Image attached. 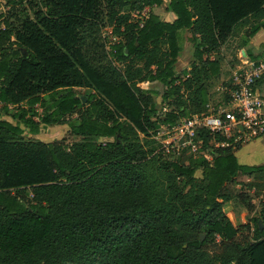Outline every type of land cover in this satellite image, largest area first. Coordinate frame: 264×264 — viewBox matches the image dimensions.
I'll return each instance as SVG.
<instances>
[{
    "label": "trees",
    "instance_id": "1",
    "mask_svg": "<svg viewBox=\"0 0 264 264\" xmlns=\"http://www.w3.org/2000/svg\"><path fill=\"white\" fill-rule=\"evenodd\" d=\"M162 4L39 0L34 18L2 20L0 264H264V199L242 227L224 211L232 200L254 209L264 166L241 164V145L200 127L212 159L190 147L170 159L153 138L208 110L222 47L241 25L253 24L250 37L264 29V0H170L174 21L153 11ZM105 27L119 38L110 47ZM188 33L194 60L182 74ZM72 115L71 145L25 137Z\"/></svg>",
    "mask_w": 264,
    "mask_h": 264
},
{
    "label": "rangeland",
    "instance_id": "2",
    "mask_svg": "<svg viewBox=\"0 0 264 264\" xmlns=\"http://www.w3.org/2000/svg\"><path fill=\"white\" fill-rule=\"evenodd\" d=\"M8 2L9 5H11V13L13 14L16 12L17 14H14V17L12 16L10 18L11 21L15 22V24H20V20L23 19L24 16H30L34 18L35 10L38 8L35 4L39 0H21L19 4H16L14 7V4L9 2V0H5ZM168 0H163V4L161 6L154 7L153 11L155 13H160L162 16L165 12V3ZM16 15V17H15ZM0 27H3V24L0 22ZM103 37L106 40V42L111 44L112 42L117 41V37L112 33L111 27H105L103 29ZM110 47V46H109ZM221 53L224 57L223 61V68L222 74L218 79H215L212 82L211 87V99H210V105L212 108H218L221 105H226L227 95L221 90V85L225 83L226 81L230 80L232 78V75L234 71L238 68L239 65H241L240 61V46L237 43L235 39H231L226 45H224L221 49ZM260 58V57H259ZM262 58V57H261ZM194 60V47L190 42H185V45L183 46V52H182V59L177 64L179 68V72L183 74L184 70H187V67L193 62ZM144 89H150L155 92L162 91L163 88L161 84L159 83H150L146 82L144 85L142 84ZM76 94L79 96H84L85 101L87 102L88 99H86V96L89 91L85 88H77L75 89ZM12 108V107H11ZM17 108V107H16ZM21 108H28V103H23L21 105ZM36 108L42 112V108L38 105ZM16 111L15 109H13ZM2 118H5L11 122H15V120L11 116L2 115ZM77 115L69 116V119L59 125H48V126H41V130L38 134H30L25 133L26 138H37L41 139L46 142H62L64 144L71 145L75 141L79 140V137L75 136L70 129V121H72ZM179 123L174 125L175 127H167V124H161L159 125L157 129V133L154 135V140H156L155 147L157 150H164V156L169 157L170 159H176L178 157L179 150H182L181 142L183 140L182 138V131L179 128ZM179 128V129H178ZM249 141H240L239 144L244 145L248 143ZM199 144L198 149L195 153L196 156L200 155H206L207 158L212 159L211 155L207 153L204 150H201V144L197 141ZM216 145L215 142H212ZM217 146V145H216ZM234 149H236V145H234ZM257 183L260 188H254L251 189L249 192L254 196L253 199V206L254 209L252 210L250 207L243 205L238 200H232L229 202H226L224 204V211L227 214V216L232 220L233 224L236 227H242L246 224L251 223V218L255 215H257L256 210L259 207L260 202L264 199V178H258ZM253 224V223H252ZM241 238L243 236L247 238L253 237L252 230L248 232V229H242L241 230ZM210 250L216 251L218 250V247L212 246L210 247Z\"/></svg>",
    "mask_w": 264,
    "mask_h": 264
},
{
    "label": "built area",
    "instance_id": "3",
    "mask_svg": "<svg viewBox=\"0 0 264 264\" xmlns=\"http://www.w3.org/2000/svg\"><path fill=\"white\" fill-rule=\"evenodd\" d=\"M10 12L11 5L0 0V22ZM240 61L241 65L234 71L232 78L221 85V90L229 95L226 105L212 108L209 104L206 112L182 118L177 122L182 131V149L190 147L196 153L199 144L195 138L199 127L213 136L233 139L234 143L255 140L264 135V93L258 88L264 82V59L255 61L241 55ZM144 83L146 82L140 83L141 88H144ZM167 111L168 107L164 106L162 112ZM226 144L217 143V146Z\"/></svg>",
    "mask_w": 264,
    "mask_h": 264
},
{
    "label": "crops",
    "instance_id": "4",
    "mask_svg": "<svg viewBox=\"0 0 264 264\" xmlns=\"http://www.w3.org/2000/svg\"><path fill=\"white\" fill-rule=\"evenodd\" d=\"M169 2L170 0L165 3V12L160 17L167 21H174L176 16L172 11L168 10ZM157 14L161 15L160 13ZM252 26V23L239 26L232 37L240 46V59L241 55L247 56L250 59L252 55L259 56L260 59L264 58V29H261L258 33H256V35L250 37L248 36V32H250ZM187 38L188 39L186 42L191 43V40H189V33L187 34ZM181 59L182 55L179 58V61H181ZM187 69H190V65L187 67ZM177 71H179L178 66ZM258 88L262 93H264V83H260ZM236 156L241 164L249 166H264V135L242 145V147L236 150Z\"/></svg>",
    "mask_w": 264,
    "mask_h": 264
},
{
    "label": "water",
    "instance_id": "5",
    "mask_svg": "<svg viewBox=\"0 0 264 264\" xmlns=\"http://www.w3.org/2000/svg\"><path fill=\"white\" fill-rule=\"evenodd\" d=\"M85 102H86V101H85V98H83V103H85ZM204 237H205V235L202 234V235H201V238L204 239Z\"/></svg>",
    "mask_w": 264,
    "mask_h": 264
}]
</instances>
